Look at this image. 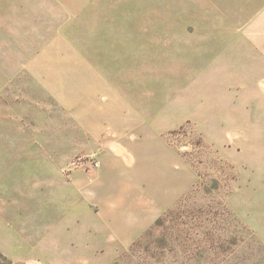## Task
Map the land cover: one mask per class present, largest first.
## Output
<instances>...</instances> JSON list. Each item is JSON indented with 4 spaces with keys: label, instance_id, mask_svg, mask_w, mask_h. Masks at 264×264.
<instances>
[{
    "label": "rangeland",
    "instance_id": "obj_1",
    "mask_svg": "<svg viewBox=\"0 0 264 264\" xmlns=\"http://www.w3.org/2000/svg\"><path fill=\"white\" fill-rule=\"evenodd\" d=\"M106 76L185 100L167 137L197 174L112 264H264V0H0V264H61L36 206L98 159L84 88Z\"/></svg>",
    "mask_w": 264,
    "mask_h": 264
},
{
    "label": "crops",
    "instance_id": "obj_2",
    "mask_svg": "<svg viewBox=\"0 0 264 264\" xmlns=\"http://www.w3.org/2000/svg\"><path fill=\"white\" fill-rule=\"evenodd\" d=\"M93 80L85 82L84 105L93 120L84 129L100 149L99 166L79 167L67 178L55 171L50 195L41 193L36 206L38 231H50L57 249L55 263L112 264L197 179L167 137L187 120L185 100L164 99L152 89L125 92L107 76L104 83Z\"/></svg>",
    "mask_w": 264,
    "mask_h": 264
},
{
    "label": "built area",
    "instance_id": "obj_3",
    "mask_svg": "<svg viewBox=\"0 0 264 264\" xmlns=\"http://www.w3.org/2000/svg\"><path fill=\"white\" fill-rule=\"evenodd\" d=\"M99 166V161L96 158L93 157H82V156H77L70 160L64 167V172L67 176H70L71 173L79 168V167H84V168H97Z\"/></svg>",
    "mask_w": 264,
    "mask_h": 264
},
{
    "label": "bare ground",
    "instance_id": "obj_4",
    "mask_svg": "<svg viewBox=\"0 0 264 264\" xmlns=\"http://www.w3.org/2000/svg\"><path fill=\"white\" fill-rule=\"evenodd\" d=\"M261 83H262V86L264 87V81H262Z\"/></svg>",
    "mask_w": 264,
    "mask_h": 264
},
{
    "label": "trees",
    "instance_id": "obj_5",
    "mask_svg": "<svg viewBox=\"0 0 264 264\" xmlns=\"http://www.w3.org/2000/svg\"><path fill=\"white\" fill-rule=\"evenodd\" d=\"M159 219H160V218H159ZM159 219H157L156 223L158 222Z\"/></svg>",
    "mask_w": 264,
    "mask_h": 264
}]
</instances>
